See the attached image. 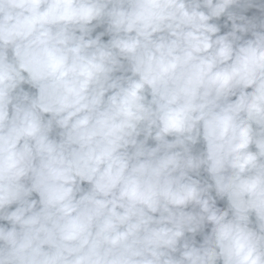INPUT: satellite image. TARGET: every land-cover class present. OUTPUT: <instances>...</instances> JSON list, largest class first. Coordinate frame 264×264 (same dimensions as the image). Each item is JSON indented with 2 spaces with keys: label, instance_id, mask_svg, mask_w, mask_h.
Instances as JSON below:
<instances>
[{
  "label": "clouds",
  "instance_id": "1",
  "mask_svg": "<svg viewBox=\"0 0 264 264\" xmlns=\"http://www.w3.org/2000/svg\"><path fill=\"white\" fill-rule=\"evenodd\" d=\"M0 264H264V0H0Z\"/></svg>",
  "mask_w": 264,
  "mask_h": 264
}]
</instances>
